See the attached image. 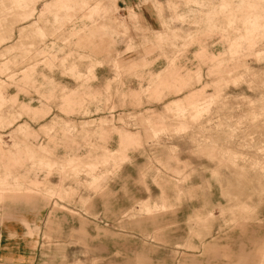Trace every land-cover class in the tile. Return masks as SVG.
Listing matches in <instances>:
<instances>
[{
	"label": "rangeland",
	"instance_id": "1",
	"mask_svg": "<svg viewBox=\"0 0 264 264\" xmlns=\"http://www.w3.org/2000/svg\"><path fill=\"white\" fill-rule=\"evenodd\" d=\"M0 264H264V0H0Z\"/></svg>",
	"mask_w": 264,
	"mask_h": 264
}]
</instances>
